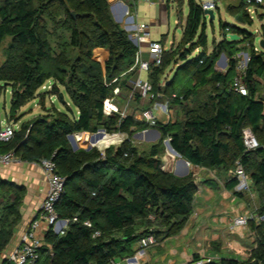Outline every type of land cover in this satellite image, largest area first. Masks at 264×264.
Wrapping results in <instances>:
<instances>
[{
  "label": "trees",
  "instance_id": "16d2710c",
  "mask_svg": "<svg viewBox=\"0 0 264 264\" xmlns=\"http://www.w3.org/2000/svg\"><path fill=\"white\" fill-rule=\"evenodd\" d=\"M173 1L181 15L184 0ZM187 1L183 47L166 52L162 65L149 75L157 91L171 104L182 106L184 119L158 121L152 128L160 131L161 138L143 152L130 142V135L133 128L149 125L132 115L122 119L120 114L103 112L104 101L117 84L108 83L133 66L138 50L129 32L113 17L109 0H0V46L10 38L0 64V90L12 89L8 119L34 98L46 111L23 123L10 140L0 139V154L13 151L21 161L35 163L53 158L66 178L56 210L60 218L70 220L68 228L64 234L52 229L46 232L36 264H115L118 258L135 255L143 238L153 235L160 240L180 233L194 213L198 186L192 174L178 176L162 167L167 137L190 164L221 171L225 188L242 196L233 174L239 161L259 191L263 200L260 213H264L263 50L252 47L249 52L244 72L248 93L242 95L232 88L239 44L252 38L245 26L252 25L253 19L246 11V0H241L234 15L241 14L242 21L221 22L224 38L208 53V16L199 0ZM214 1L217 5L218 0ZM127 2L132 9L137 0ZM229 34L238 38L230 39ZM96 48L109 51L104 66L94 58ZM222 54L228 57V65L225 71H218L216 62ZM177 55L176 74L163 86L159 80ZM180 71L188 81L176 87ZM48 80H53L51 89L40 91ZM119 83L126 88L125 80ZM60 86L78 116L70 106L68 111L45 106L48 94L57 95L67 105ZM201 89L207 90L205 99L200 97ZM245 127L260 142L256 150H245ZM99 129L129 137L104 151L72 148L70 134ZM203 182L218 187L215 179ZM23 198L24 188L0 175V264H12L3 255L21 221ZM255 231L258 247L248 260L222 257L206 264H264V223L255 226Z\"/></svg>",
  "mask_w": 264,
  "mask_h": 264
},
{
  "label": "rangeland",
  "instance_id": "374dc122",
  "mask_svg": "<svg viewBox=\"0 0 264 264\" xmlns=\"http://www.w3.org/2000/svg\"><path fill=\"white\" fill-rule=\"evenodd\" d=\"M217 4L218 6H216L215 10V19L211 21L207 18L206 21L205 33L208 37L206 50L208 53L213 50L215 44L224 38L221 22L229 24L240 23L235 19L236 16L234 14L238 11L241 0H218ZM260 7H263V5L261 4L255 7L256 15L254 17L253 24L245 26L251 31L252 38L239 44V48H241L239 54L242 61L245 60L246 54H249L252 47L255 51H264V49L260 46V40L263 38L264 31V15H259ZM159 9L160 6L157 10ZM260 11L264 12V9H261ZM188 13L189 5L187 0H184L181 15H178L176 3L172 0L165 15L160 14V10L156 11L154 7H147L142 12V18L139 20L149 25L152 39L163 40L166 42V46L168 47L170 46V42H174L173 48L177 47L178 50L183 47L181 39L183 36V26L186 22ZM152 19L155 20L152 21ZM200 32L201 29L199 30V33ZM9 41L10 38L6 39V41L0 46V64L5 59L4 49ZM95 50L99 53L97 48ZM194 53L196 54L197 51ZM224 56L228 65V57L225 54ZM94 57L97 58L99 56L95 55ZM177 57L178 55L175 57L173 56V59L175 58V60H173L171 65L165 69L163 76H161L159 80L163 86L168 81L172 80L176 74L178 67L176 61L179 63V60H176ZM99 58H101L104 62L101 56ZM227 65L222 66L218 63V61L216 62V68L218 71H225L227 69ZM187 81L188 78L185 73L180 71L176 77L175 86L179 87ZM43 88L40 91H42ZM50 89L51 88H49V90ZM60 90L63 92V99L68 103L67 105L64 104L63 100H61L57 95H55L52 100L50 96L51 94L47 95L45 104L51 106V102H53V104L62 111H68V106H70L74 115H76V107L72 104L70 97L64 90V87L60 86ZM261 90V94L264 95L263 78L261 79ZM200 95L202 99H205L207 97V90L201 89ZM11 98L12 89L10 86L0 90V127L2 128L8 124L6 115L9 114L11 109ZM191 100L192 99L189 101L190 105L193 104ZM37 101L38 100L31 101L29 104H26V106L23 107V112L25 113L13 117L12 120L14 122L19 121L20 119L25 120V118L28 120L39 113V111L42 112V110L43 114H46V111L42 109V106H40L39 103L37 104ZM143 107L144 106H139V111L145 109ZM170 107L171 109H174L173 118L177 121H182L184 119L182 106L179 104H170ZM30 109H33V111ZM20 110H22V108ZM17 114H19V111ZM158 116L160 118L162 117L160 111H158ZM21 121L17 122L18 128L21 126ZM142 130L143 129L134 128L132 134L130 135V142L137 146L140 151L148 152L152 144L157 143L161 136L156 140L147 141L145 138L137 136V133ZM87 133L88 134H86V136L91 138V132ZM113 133L119 132L105 134L96 141L90 139L89 142H84L83 145L87 148L88 145L92 143L102 149L101 151H104V147L106 145L116 138H119V135H112ZM121 133H123L121 136L125 138L129 137L127 133ZM76 143L78 148H80V143ZM71 145L73 148L72 143ZM111 146L114 145L112 144ZM179 158L180 156L172 153L169 150L168 145L165 143V153L162 156L164 166L169 168L172 165L173 168H171L174 173V164L176 165ZM168 159L173 161L171 165L165 163ZM189 168L190 171L187 175L192 174L198 186L194 201V213L189 218L186 226L180 233L168 238L160 240L156 239L154 244L147 247L145 255L142 256L138 264H194V261L198 258L219 260L222 257L237 258L242 261L248 260L251 253H253L258 247V237L255 231V226L264 223V213H260L261 208L263 207V200L260 198L259 191L252 186V181L249 178L250 189L244 190L236 187V190L242 194V196H238L235 195L233 191H229L225 188V176L221 171H213L197 167L192 164L189 165ZM205 178L215 179L218 182V187L211 188L206 185L205 182H203ZM240 215L248 216L249 221L247 225H234L235 218ZM126 258H118L116 263L128 264Z\"/></svg>",
  "mask_w": 264,
  "mask_h": 264
},
{
  "label": "built area",
  "instance_id": "2783aa9c",
  "mask_svg": "<svg viewBox=\"0 0 264 264\" xmlns=\"http://www.w3.org/2000/svg\"><path fill=\"white\" fill-rule=\"evenodd\" d=\"M199 1L203 9L211 8L216 10L217 5L214 0ZM261 4H264V0H246V11L252 19H254L256 15L255 7ZM123 18L126 30L129 32V38L138 47V50L135 55L133 66L108 83L117 84L113 88L112 95L105 99L103 112L108 116L120 114L122 119L128 116L129 108L124 111L121 110L120 105L116 101L117 98L121 96L123 88L119 82L125 80V87L128 90L126 97L129 101L138 97L141 104H145L146 102L149 103V106L141 111L139 117L141 121L149 125V128L142 130L143 132H147L149 129H152L158 121H163L165 123L174 122L170 107V99L165 98L162 93L155 89L149 77L155 67L162 65L164 54L173 48L174 42H170V46L168 47L165 41L152 39L149 25L137 20L128 8L124 11ZM129 20H131L132 23H128ZM145 53H148L149 56L145 57ZM237 58L238 64L232 88L235 92L246 95L248 89L244 83V72L250 57L249 54H246L245 60L242 61L240 54H238ZM158 111L161 112V118L158 116ZM15 131V126L8 123L3 131L0 132V139L4 141L10 140L14 136ZM242 133L246 151H253L261 146L256 135L250 128H243ZM170 141L171 137L165 139L167 145ZM20 161L21 159L13 151L0 154V165L9 166ZM37 164L41 167L46 179L47 192L41 203L38 216L31 222L28 230L22 236L21 242L7 255L8 260L12 264H36L41 259V247L43 246L41 231H43V228L47 231L52 229L56 233L64 234L70 222L69 219L60 218L56 210V203L59 201L64 191L66 178L59 173L57 163L53 158L43 159ZM233 174L238 179L237 187L244 190L250 189V177L239 161L237 162ZM248 221V216L240 215L235 218L234 225L245 226ZM86 224L89 226L91 225L89 222H86ZM95 235H99V232H96ZM155 242L156 239L153 235L141 239L138 244L139 249L135 255L126 258L127 263L138 264L142 256L145 255L146 248ZM211 260L213 259L199 258L194 261V264H205Z\"/></svg>",
  "mask_w": 264,
  "mask_h": 264
},
{
  "label": "crops",
  "instance_id": "0c3cea01",
  "mask_svg": "<svg viewBox=\"0 0 264 264\" xmlns=\"http://www.w3.org/2000/svg\"><path fill=\"white\" fill-rule=\"evenodd\" d=\"M171 2H172V0H140V1H137L136 4L134 5V7H132V9H131L129 7L127 0H109L110 9H111L113 17L115 18V20L117 22L121 23L125 29H126V25H125V22L123 20L124 19L123 16H124V11L127 8L134 15V17L137 20H139L140 18H142V12L147 7H154L156 9V11L160 10V14L165 15L167 13V10L169 9ZM217 3H218V1H217ZM262 5H263V7H260V10L264 9V4H262ZM159 6H160V9L157 10ZM217 6H218V4H217ZM260 10H259V15L260 16L264 15V12H261ZM154 20L155 19H152V21H154ZM130 22H131V20L128 21V23H130ZM97 51H99V53H97L95 50L94 56L95 55H98L99 57L101 56L103 58L104 62L99 57H97L96 59L99 62H101V64L104 66L105 61L108 59L109 51L105 48H97ZM148 56H149L148 53H145V57H148ZM47 82L43 86L45 88L42 87L43 88L42 91H49V88L52 87L51 85H52L53 80H48ZM127 93H128L127 88H122V94L119 98H117L116 101L120 105L121 110L124 111L125 109L127 110V108H129L128 116L132 115V116H134V118L136 120L141 121L139 119L140 114H141V111H139L140 110L139 106H144L143 108H147L149 106V103L146 102L145 104H141L138 97H135L134 99L129 101L126 97ZM50 96L53 100L55 95H50ZM35 99L38 100L37 104L38 103L40 104L38 98H34V99L30 100L27 104H29L31 101H36ZM51 103H52L51 106H49L48 104H45V106L46 107H52V105H54V104H53V102H51ZM25 106H23V107H25ZM40 106H42V105L40 104ZM23 107H22V110H19V114H16V116L17 115L19 116V115L25 113V112H23L24 111ZM42 109H44L43 106H42ZM173 110L174 109H171L172 118H173ZM31 111H33V109ZM40 114H43V110H42V112L39 111V113L34 115L31 119L27 120L25 118V120L20 119L19 121H16V122H14L13 120L9 121V119H8L9 114H7L6 120H7V123L13 124L17 130V129H20V128H18L17 122H20L22 120L21 121V126H22L23 123L31 121L33 118H35L36 116H39ZM76 116H78L77 108H76ZM173 120L176 121L174 118H173ZM3 129H4V127L3 128L0 127V132L3 131ZM152 130H154V128L149 129L148 130L150 132L149 135L146 134L144 136V138L147 141H151L155 137V134L152 132ZM86 134H88V133L87 132H80V133H76L75 136H76V142H79L81 145L80 148H84V149L88 150V147L90 145H93V144L90 143L87 148L84 147L83 143L89 142V140L91 139L90 137H87ZM122 134L123 133H121V132L115 133V134L113 133L112 135H119V138H116L115 140L110 142L108 145H106L104 147V150H105V148L110 147L112 144L114 146H118L121 142H123L126 138L121 136ZM160 136H161V133H160ZM93 147H97V145H93ZM98 149L102 150L100 148H98ZM172 162L173 161L168 159L165 163L171 165ZM162 164H163L162 167L164 169H166L168 171H172V168H173L172 165H171L172 168L171 167L167 168L164 166L163 161H162ZM189 165H191V164H189ZM174 168L178 172H185L186 165L183 163H179L177 160L176 165L174 164ZM189 171H190V168H189ZM0 175L4 180L16 183L19 186H22L24 188V198L22 200V204L20 207L21 221L17 225L14 236H13L11 242L8 244V246L5 250V253L3 255L5 257H7L8 253L11 250H13L21 242V238L25 234V232L28 230L31 222L38 216V214L40 212V208H41V203H42L43 198L45 197L46 192H47V182H46V179L44 177V174H43L41 167L35 162L20 161L18 163H14V164L9 165V166L0 165ZM205 179H209V178H205ZM46 232H47V230L45 228H43V231H41V238H42L43 245L45 244L44 240H45ZM115 264H117V263H115Z\"/></svg>",
  "mask_w": 264,
  "mask_h": 264
},
{
  "label": "water",
  "instance_id": "95a60500",
  "mask_svg": "<svg viewBox=\"0 0 264 264\" xmlns=\"http://www.w3.org/2000/svg\"><path fill=\"white\" fill-rule=\"evenodd\" d=\"M204 12H205V14H206V16H208V18L211 20V21H213L214 19H215V10L214 9H211V8H207V9H204ZM72 14L75 16L76 14L74 13V12H72ZM236 20H238V21H242V16H241V14H239V15H237L236 17ZM228 37L230 38V39H237L238 38V35H236V34H229L228 35ZM260 46L264 49V39L262 38L261 40H260ZM96 59V58H95ZM97 60V59H96ZM106 62V61H105ZM218 63L220 64V65H222V66H226L227 65V62H226V58H225V56H224V54L221 56V58L218 60ZM151 131V130H150ZM152 132L155 134V137L153 138L154 140H156L159 136H160V131H158L157 129H154V130H152ZM149 131H147V132H143V131H141V132H138L137 133V136L138 137H140V138H144V136L147 134V135H149ZM75 134L76 133H74V134H70L69 136H68V138H69V140H70V142L73 144V148H74V150H77L78 149V145H77V143H76V137H75ZM106 134V131L104 130V129H99L97 132H94V133H91V138H92V140L93 141H96V140H98V139H100L101 137H103L104 135ZM152 139V140H153ZM93 147V145H90L89 147H88V149H91ZM168 148L170 149V150H172L176 155H179L180 156V158L178 159V162L179 163H183V164H185L186 165V170H185V172H178V171H174V173L176 174V175H178V176H186L188 173H189V164H190V162L189 161H187L186 159H184L172 146H171V144L169 143L168 144Z\"/></svg>",
  "mask_w": 264,
  "mask_h": 264
},
{
  "label": "bare ground",
  "instance_id": "6f19581e",
  "mask_svg": "<svg viewBox=\"0 0 264 264\" xmlns=\"http://www.w3.org/2000/svg\"><path fill=\"white\" fill-rule=\"evenodd\" d=\"M107 134V133H106ZM92 139V138H91ZM170 150V149H169ZM172 153H174L172 150H170ZM175 154V153H174ZM134 264H136V263H134Z\"/></svg>",
  "mask_w": 264,
  "mask_h": 264
}]
</instances>
